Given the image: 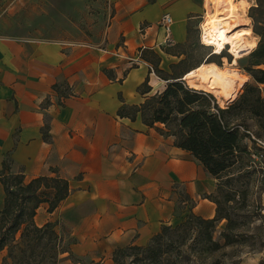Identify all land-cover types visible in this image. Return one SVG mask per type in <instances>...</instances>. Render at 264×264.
<instances>
[{
	"label": "crops",
	"instance_id": "obj_1",
	"mask_svg": "<svg viewBox=\"0 0 264 264\" xmlns=\"http://www.w3.org/2000/svg\"><path fill=\"white\" fill-rule=\"evenodd\" d=\"M208 3L109 0L102 31L90 41L0 35V167L9 158L10 170L21 173L24 182L39 175L68 180V195L52 211L41 202L34 221L39 226L54 222L76 257L110 259L116 247L145 245L162 225L177 224L189 210L214 216L216 205L205 194L213 193L215 179L203 166L158 130L162 123L147 126L139 116L117 114L122 101L143 100L138 86L146 78L147 94L165 85L145 63L130 67L124 56L153 49L159 68L170 72L169 65L183 57L178 53L188 25L198 38L197 19ZM164 13L173 20L171 45L163 43L159 19ZM234 63L207 64L234 74L236 85L249 76ZM184 75L189 86L212 92L219 104L233 100L241 87L225 99L205 85L190 84ZM56 83L64 94L53 88ZM4 196L0 182V210ZM180 203L187 205L180 208Z\"/></svg>",
	"mask_w": 264,
	"mask_h": 264
},
{
	"label": "trees",
	"instance_id": "obj_2",
	"mask_svg": "<svg viewBox=\"0 0 264 264\" xmlns=\"http://www.w3.org/2000/svg\"><path fill=\"white\" fill-rule=\"evenodd\" d=\"M247 16L251 19L252 33L259 37L242 67L250 81L246 80L241 92L223 106L212 92L191 87L182 77L203 62L214 61L221 65L222 57L231 61L230 55L222 54L225 46L216 53L221 55L220 58H214L213 52L206 53L189 66L186 46L197 44L199 36L193 38V29L188 25L186 44L178 53L183 57L169 65L170 72L159 68L157 52L150 48L141 49V57L165 80L164 88L147 94L150 87L146 78L138 86L143 100L138 104L122 101L117 114L132 120L139 116L147 126L162 123L163 128L158 130L173 136L174 144L188 151L215 179L213 193L205 194V197L213 201L216 208L211 218L189 210L177 224L162 225L145 245L116 247L111 254V264H186L190 257L195 262L204 263L210 254L236 241L233 230L238 223L231 215L232 206L229 204L240 192L234 187L235 182L242 176L244 167L249 165L253 150H258L248 132L249 121L264 130V0H254L248 7ZM164 51L168 52V48ZM105 72L110 75L107 69ZM59 86L56 83L53 88L60 92ZM60 93L64 94L63 91ZM0 182L5 193L0 210V252L5 250V254L0 264H61L67 259H72L73 263L102 264L76 257L69 249V240L67 245L63 244V237L55 230L54 222L39 226L34 221L41 202H46L47 211H52L68 195L67 179L58 175H39L24 182L21 173L10 170V159L6 158L0 167ZM242 198L245 199V194ZM223 219L221 243L214 238V232Z\"/></svg>",
	"mask_w": 264,
	"mask_h": 264
},
{
	"label": "rangeland",
	"instance_id": "obj_3",
	"mask_svg": "<svg viewBox=\"0 0 264 264\" xmlns=\"http://www.w3.org/2000/svg\"><path fill=\"white\" fill-rule=\"evenodd\" d=\"M244 1L248 2L243 16L246 19L248 7L254 3V0ZM108 3L109 0H0V35L55 39L58 41L94 40L95 37L100 35L110 11ZM202 17L203 13L197 19L196 26L199 25ZM246 27L251 28L250 18L247 19V23L243 22L242 25H238L236 30L245 32ZM192 36L195 37L194 30ZM258 39L259 37L254 33L246 38L241 36V40L245 45L249 41H254L253 43L257 44ZM200 43L199 38L197 44L186 46L189 54L187 62L189 66L196 63L206 53L214 51V46ZM229 49L230 47L225 45L222 54L230 55L231 61H228L226 57L220 58L221 55L218 54H215L214 58H220L225 63L227 61L232 62L234 57ZM248 52L237 57L233 66L242 70V67L246 64ZM225 66L230 67L228 64ZM224 74L229 77L234 76V74H229L226 69H224ZM239 79L241 81L242 77ZM243 82L241 81V83ZM236 86L240 85L237 84ZM220 105L223 106L225 103L220 101ZM248 129L252 139L264 142V130H259L251 121H249ZM249 144L251 145L250 142ZM249 158V165L244 167L241 172L242 176L234 185L241 193L235 194L234 200L229 204L232 206L231 215L238 223L233 230L236 241L224 245L218 251L210 254L206 257L204 263H200V260L195 262L196 260L194 261V258L190 257L186 264H264V166H261L260 162L261 159H264V148L254 149ZM176 191L178 192V199H183V191L180 189ZM244 194L245 199L242 200ZM186 205L179 204L180 208H184ZM224 225V219L219 221L214 232V238L221 243L223 238L220 232L224 229ZM68 240L70 241V239L64 237L63 244L67 245ZM4 254L5 250H2L0 260ZM88 260L90 259H82V261ZM92 260L100 261L102 264H111V258ZM61 264L80 263H73L72 259H67L62 261Z\"/></svg>",
	"mask_w": 264,
	"mask_h": 264
},
{
	"label": "bare ground",
	"instance_id": "obj_4",
	"mask_svg": "<svg viewBox=\"0 0 264 264\" xmlns=\"http://www.w3.org/2000/svg\"><path fill=\"white\" fill-rule=\"evenodd\" d=\"M247 3L244 0H209L199 23L200 42L204 45L214 46L213 54L219 53L225 45L229 46V51L234 57L233 63L237 57L256 45L253 41H249L245 45L241 40V36L252 34L250 28H245V32L236 30L238 25H242L246 21L242 16V11L245 10ZM184 78L188 82L195 83L193 85H206L225 99L233 97L237 90V84H234L233 77L226 76L224 71L216 65L206 62L187 71ZM243 83L240 81L238 84L242 85Z\"/></svg>",
	"mask_w": 264,
	"mask_h": 264
},
{
	"label": "built area",
	"instance_id": "obj_5",
	"mask_svg": "<svg viewBox=\"0 0 264 264\" xmlns=\"http://www.w3.org/2000/svg\"><path fill=\"white\" fill-rule=\"evenodd\" d=\"M172 22H173L172 17L168 13H164L159 19V24L164 31V40H163L164 45H171L173 43V39L171 37ZM198 30H199V25H198ZM66 44L72 45L75 43L74 42H68ZM114 54L117 56H122L118 52H115ZM124 60L126 61V63L129 64L130 67L131 66H138L140 64L145 63L146 66L148 67L149 71L153 72L152 65L147 63L146 61H144L143 58L141 57V51L137 52L133 56H124ZM255 140H256L255 142H256L258 147L264 148V142H262L261 140H258V139H255ZM260 162H261V166H264V159H261Z\"/></svg>",
	"mask_w": 264,
	"mask_h": 264
}]
</instances>
